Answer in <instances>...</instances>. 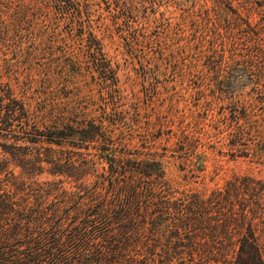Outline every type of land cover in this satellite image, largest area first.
<instances>
[{
    "label": "rangeland",
    "instance_id": "1",
    "mask_svg": "<svg viewBox=\"0 0 264 264\" xmlns=\"http://www.w3.org/2000/svg\"><path fill=\"white\" fill-rule=\"evenodd\" d=\"M0 79L41 129L93 120L109 141L51 146L73 163L57 176L44 163L37 175L6 165L46 190L65 226L89 219L95 191L109 195L105 145L123 161H161L178 191L264 180V159L228 146L238 125L264 123V0H0ZM17 144L42 157L48 147ZM184 151L199 157L190 163ZM193 162L203 170L191 177Z\"/></svg>",
    "mask_w": 264,
    "mask_h": 264
},
{
    "label": "trees",
    "instance_id": "2",
    "mask_svg": "<svg viewBox=\"0 0 264 264\" xmlns=\"http://www.w3.org/2000/svg\"><path fill=\"white\" fill-rule=\"evenodd\" d=\"M67 114L58 121L70 120ZM27 119L25 103L0 79V138L6 139L5 132L13 140L0 143L9 157L0 159V264H264L263 179L235 175L208 193L178 191L161 161H123L105 145L100 158L108 164L109 195L101 198L95 191L91 196L99 199L88 209L89 219L65 226L60 205L46 202V190L18 182L6 165L37 175L44 163L57 176L62 174L58 168L73 163L63 149L51 146L62 147L70 137L109 141L93 120L81 127L62 122L63 131L41 129ZM18 141L48 147L42 157ZM228 146L240 156L264 159V123L238 125ZM184 153L190 163L199 157ZM192 166L191 177L203 170L195 162ZM69 196L63 192L62 200Z\"/></svg>",
    "mask_w": 264,
    "mask_h": 264
}]
</instances>
